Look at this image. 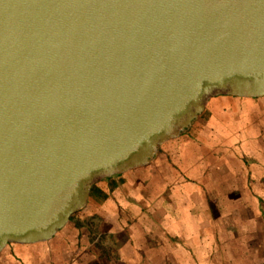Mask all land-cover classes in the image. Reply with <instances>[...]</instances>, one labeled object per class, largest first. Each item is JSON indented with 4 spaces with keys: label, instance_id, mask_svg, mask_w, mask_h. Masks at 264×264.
I'll return each instance as SVG.
<instances>
[{
    "label": "water",
    "instance_id": "1",
    "mask_svg": "<svg viewBox=\"0 0 264 264\" xmlns=\"http://www.w3.org/2000/svg\"><path fill=\"white\" fill-rule=\"evenodd\" d=\"M217 96L264 97V0H0V253L52 239Z\"/></svg>",
    "mask_w": 264,
    "mask_h": 264
},
{
    "label": "rangeland",
    "instance_id": "2",
    "mask_svg": "<svg viewBox=\"0 0 264 264\" xmlns=\"http://www.w3.org/2000/svg\"><path fill=\"white\" fill-rule=\"evenodd\" d=\"M209 100L199 118L220 123L223 135L229 126L237 132L231 144L199 151L204 218H193L181 236L169 235L146 230L135 218L106 223L85 206L48 241L8 243L0 264H264V97L225 98L220 106ZM141 183L146 198V176Z\"/></svg>",
    "mask_w": 264,
    "mask_h": 264
},
{
    "label": "crops",
    "instance_id": "3",
    "mask_svg": "<svg viewBox=\"0 0 264 264\" xmlns=\"http://www.w3.org/2000/svg\"><path fill=\"white\" fill-rule=\"evenodd\" d=\"M225 98L238 97L210 99L212 104L220 106L225 103ZM199 117L186 131L189 135L183 133L178 141L168 144L167 151L158 152L146 166L96 181L90 188L86 204L89 212L107 219L106 223H111L113 218H124L126 225L127 218H135L146 230L179 236L193 218H204L199 191L203 189L206 173L202 170L203 161L198 158L199 151L209 153L222 141L231 144V135L237 131L229 126L227 134L223 135L220 123ZM192 129L194 134L189 133ZM198 144L203 146L202 149ZM173 148L176 154L172 153ZM145 176L148 182L146 198L141 183ZM257 176L262 177V173ZM165 199L170 200L168 205L163 203Z\"/></svg>",
    "mask_w": 264,
    "mask_h": 264
}]
</instances>
